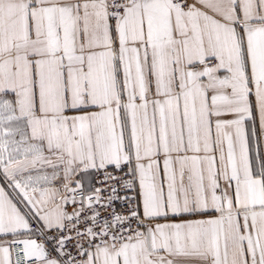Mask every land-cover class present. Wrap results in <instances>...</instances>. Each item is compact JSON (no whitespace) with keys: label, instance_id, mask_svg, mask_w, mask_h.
Returning <instances> with one entry per match:
<instances>
[{"label":"snow or ice","instance_id":"6c2138e0","mask_svg":"<svg viewBox=\"0 0 264 264\" xmlns=\"http://www.w3.org/2000/svg\"><path fill=\"white\" fill-rule=\"evenodd\" d=\"M0 264H264V0H0Z\"/></svg>","mask_w":264,"mask_h":264}]
</instances>
